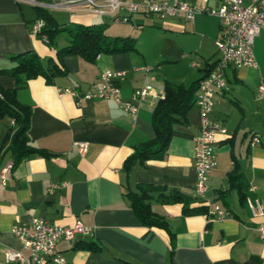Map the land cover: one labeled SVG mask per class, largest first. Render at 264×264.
<instances>
[{
  "label": "crops",
  "instance_id": "1",
  "mask_svg": "<svg viewBox=\"0 0 264 264\" xmlns=\"http://www.w3.org/2000/svg\"><path fill=\"white\" fill-rule=\"evenodd\" d=\"M185 1L202 4V0ZM218 6L219 0L207 2V7ZM55 10L67 15L58 21L47 10L62 27L94 25L99 17L86 11ZM37 18V9L26 2L0 0V92L14 90L17 101L29 108V142L48 153L14 164L10 144L16 124L9 115L0 117V170L11 164L7 184H0V264H5L6 249L27 254L11 228L29 224L33 218L59 226L80 221L91 228L89 235L77 236L73 242H58L56 249L67 264H264V238L257 230L264 217L252 216L248 206V202L258 201L264 208V95L258 92L264 82V30L253 44L256 67L229 68V91L214 97L210 117L222 122L227 136L218 137L216 167L206 193L196 199L193 151L199 117L195 106L186 125L174 126L163 159L135 160L127 167L125 161L134 147L154 137L152 112L163 97L165 81L188 86L201 79L218 59V19L199 14L192 22L153 20L190 42L177 46L175 57L165 58L176 63L189 61L190 71L176 76L175 81L156 78L155 71L162 66L153 68L137 50L133 29L141 26L144 15L136 14L121 33L102 26L109 36L134 38L136 50L100 54L94 61L69 55L62 60L65 74L52 83L37 77L15 85L8 74L15 64L13 57L33 52L47 66L48 59L56 60V50L68 44L66 34L59 35L52 45L32 35L31 26ZM192 61L201 66L193 68ZM104 71L125 72L117 79L122 100H131L139 87H152V93L140 102L136 117L113 100L82 97ZM63 88H75L79 97L59 93ZM253 136L259 141L253 143ZM76 142L88 143L83 156ZM231 175L239 177L231 182ZM61 183L65 185L47 191L51 184ZM153 187L157 189H150ZM144 191L151 211L166 227L143 225L135 214L129 194ZM172 193L194 200L184 208L182 203L165 201ZM213 203H219L229 215L207 219V204Z\"/></svg>",
  "mask_w": 264,
  "mask_h": 264
},
{
  "label": "built area",
  "instance_id": "2",
  "mask_svg": "<svg viewBox=\"0 0 264 264\" xmlns=\"http://www.w3.org/2000/svg\"><path fill=\"white\" fill-rule=\"evenodd\" d=\"M36 8L65 9L69 11H86L95 16L108 17L113 22L126 23L136 14H142L163 22L168 18H179L192 22L196 15L205 14L218 19L219 34L215 41L218 59L200 79L194 97V106L199 117L198 134L193 151V166L196 171L194 198H202L208 189V180L216 167V148L219 136H227V130L222 122L213 120L210 114L214 107V97L219 92L224 94L230 87L226 79L229 68L256 67L253 54L255 37L264 30V0H219L217 8L207 7L208 0H202L198 6L185 0H21ZM90 6V7H89ZM47 10V9H46ZM44 21L37 18L31 26V34L39 36L44 27ZM45 42V35L40 36ZM193 68H199L200 62L192 61ZM138 71L140 68H133ZM147 71L148 69H144ZM124 71H104L99 79L92 83L82 95L88 100L110 99L127 114L136 117L140 102L152 93L150 85L135 89L131 100H122L117 79L124 76ZM258 92L264 95V82L258 86ZM61 94H69L78 98L75 88L59 89ZM0 98L2 95L0 93ZM257 136L252 142H258ZM78 153L84 155L88 148L86 142L75 143ZM11 164L0 170V184H7V173ZM61 184H51L47 189L51 192ZM207 219H224L229 212L219 203L207 204ZM252 216L264 217V208L257 201L248 202ZM257 230L264 238V222ZM23 249L20 251L6 249L5 264H67L65 257L56 249L58 242H73L77 236L89 235L91 228L80 221L73 226L53 225L41 218H33L29 224H17L11 228Z\"/></svg>",
  "mask_w": 264,
  "mask_h": 264
},
{
  "label": "trees",
  "instance_id": "3",
  "mask_svg": "<svg viewBox=\"0 0 264 264\" xmlns=\"http://www.w3.org/2000/svg\"><path fill=\"white\" fill-rule=\"evenodd\" d=\"M36 9L38 18L42 19L45 24L38 37L45 35L47 43L52 45L59 35L66 34L68 44L56 50V60L48 59L47 66H44L41 59L33 52L13 57L15 64L8 74L14 79L15 85H24L28 80L37 77L44 78L46 83H52L56 77L65 74L66 70L62 60L69 55H78L87 61H94L100 54L136 50L134 38L109 36L105 34L102 26L62 27L56 23L46 9ZM199 81L200 79L193 81L188 86L165 81L163 97L157 101L152 112L151 123L155 135L151 140L134 147L133 153L125 161L126 167L135 160L144 162L164 158L174 126L187 124V115L194 106V95ZM3 93L0 98V117L9 115L16 124L10 144L14 164L31 155L48 156L46 151L31 146L29 142L27 135L29 108L17 101L14 90H7ZM238 177V175H231L230 181L234 182ZM129 199L131 207L143 225L161 228L167 226L164 220L151 211L145 191L141 194H129ZM191 199L178 193H172L165 198V201L182 203L185 208L189 201L194 200V198ZM185 212L189 213L190 211L185 209Z\"/></svg>",
  "mask_w": 264,
  "mask_h": 264
},
{
  "label": "rangeland",
  "instance_id": "4",
  "mask_svg": "<svg viewBox=\"0 0 264 264\" xmlns=\"http://www.w3.org/2000/svg\"><path fill=\"white\" fill-rule=\"evenodd\" d=\"M46 9L58 21H64L67 19V15L60 10ZM153 20V18L144 16L143 21H141V26L133 29V37L137 40V50L146 55L148 63H150V66L153 65V68L158 67V65L162 66L160 70L158 69L155 71L156 78L175 81L176 76H179L184 71H190L189 61L186 58L185 60L182 59V61L176 63L173 62V60L167 61L166 59L175 57L173 55L177 54V46L188 45L190 42H188L181 35L170 31L171 29L169 27L155 24ZM94 25L110 26L112 31L119 33L125 31V27L129 26L122 22L119 24H112L108 19L100 16L95 19Z\"/></svg>",
  "mask_w": 264,
  "mask_h": 264
}]
</instances>
